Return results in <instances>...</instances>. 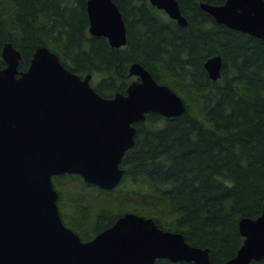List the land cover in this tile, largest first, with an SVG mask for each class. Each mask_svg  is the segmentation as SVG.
Listing matches in <instances>:
<instances>
[{"label": "trees", "instance_id": "trees-1", "mask_svg": "<svg viewBox=\"0 0 264 264\" xmlns=\"http://www.w3.org/2000/svg\"><path fill=\"white\" fill-rule=\"evenodd\" d=\"M203 1L225 0H179L188 19L183 26L150 0H115L127 41L113 46L90 33L87 0H0V67L6 41L21 51L20 69L28 68L36 44L45 43L71 70L97 76L92 83L103 96L126 92L135 77L130 65L138 61L186 103L181 115L149 112L135 123V145L113 189L75 173L53 176L61 216L82 239L134 211L209 247L210 264H222L243 243L239 220L262 212L264 39L218 22ZM215 54L223 57L217 79L204 66ZM155 264L193 262L158 258Z\"/></svg>", "mask_w": 264, "mask_h": 264}, {"label": "water", "instance_id": "water-1", "mask_svg": "<svg viewBox=\"0 0 264 264\" xmlns=\"http://www.w3.org/2000/svg\"><path fill=\"white\" fill-rule=\"evenodd\" d=\"M187 25L179 0H150ZM203 9L231 28L264 39V0L201 2ZM89 31L113 46L127 41V26L115 0H87ZM0 67V264H155L158 258L210 264L209 247L190 243L183 232L161 227L156 218L126 211L114 223L84 240L65 224L54 175L79 174L89 183L113 189L123 178L122 159L135 145L136 122L149 112L171 117L186 103L138 61L126 92L106 97L92 74L68 68L59 54L37 43L27 69L21 51L6 41ZM204 66L221 76L223 57ZM243 243L222 264H250L264 258V200L257 217L239 220Z\"/></svg>", "mask_w": 264, "mask_h": 264}, {"label": "rangeland", "instance_id": "rangeland-1", "mask_svg": "<svg viewBox=\"0 0 264 264\" xmlns=\"http://www.w3.org/2000/svg\"><path fill=\"white\" fill-rule=\"evenodd\" d=\"M135 78V77H134ZM92 82H95L97 81V76H92V79H91Z\"/></svg>", "mask_w": 264, "mask_h": 264}]
</instances>
